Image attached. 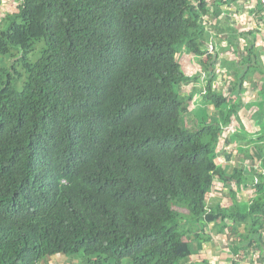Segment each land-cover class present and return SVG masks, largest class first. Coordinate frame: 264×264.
<instances>
[{
    "label": "trees",
    "instance_id": "trees-1",
    "mask_svg": "<svg viewBox=\"0 0 264 264\" xmlns=\"http://www.w3.org/2000/svg\"><path fill=\"white\" fill-rule=\"evenodd\" d=\"M13 1L17 10L0 22V56L10 61L0 68V264L56 253L94 256L95 264H185L192 249L185 224L195 219L217 230L230 221L244 226L233 232L239 250L262 247L263 39L238 31L234 20L215 25L244 0ZM213 30L231 43L233 58L219 55ZM185 54L201 70L186 74ZM217 67L235 79L232 100L213 89ZM250 74L261 81L249 103L261 104L260 132H247L238 115L245 108L236 110ZM183 84L200 85L190 110ZM209 105L222 127L218 117L198 121ZM235 113L239 128L223 138L249 157L254 180L243 164L228 173L216 163L219 135ZM220 181L252 185L253 195L239 200L230 188L229 203H210L205 217ZM173 206L188 210L184 222Z\"/></svg>",
    "mask_w": 264,
    "mask_h": 264
},
{
    "label": "rangeland",
    "instance_id": "rangeland-1",
    "mask_svg": "<svg viewBox=\"0 0 264 264\" xmlns=\"http://www.w3.org/2000/svg\"><path fill=\"white\" fill-rule=\"evenodd\" d=\"M17 10V4L13 1V0H0V22L2 20V13L4 12H12ZM204 15V14H203ZM207 16V15H206ZM205 16V17H206ZM213 18V17H212ZM233 20L236 21V18L233 17ZM214 22L216 20H213ZM240 25H242V23H238ZM217 27H223L226 25V22H220V23H216L215 24ZM214 34L216 33H220L221 31L218 30H213ZM239 40L241 39V37H238ZM225 39V38H224ZM216 44L219 45L221 44L220 41V36L217 35L216 38ZM223 45H227L222 47L220 50L219 55L221 57H227L229 59L233 58L235 55V51L232 48V46L230 44H228L227 42H224ZM210 48V52H213L211 49V46L209 45ZM188 56H184V60L185 63L182 60V69L183 71L187 72V74L191 73H195L196 70L201 69L200 65L198 63H194V65L191 63V61L189 59H187ZM192 60V59H191ZM204 60H206V57H204ZM9 58L6 57H2L0 56V68L7 65L9 63ZM196 66V67H195ZM205 74L203 73V76L206 77V70L204 71ZM21 83V81H19V84ZM235 83V79L232 75V73L229 70H226L225 68H219L217 67V69L215 70V79L213 81V89L216 91H222L226 96H230V89L233 86V84ZM202 84V83H201ZM261 85V81L258 79L257 75H247L245 78V81L243 83V87L241 89V96H240V100L237 101V106H236V110L239 111L240 106L244 107L245 109H243V111H239L240 115V119L241 121L244 123V125L246 126V128L248 129L247 132H260L261 128L257 127V123H255L254 121V113L257 111V107H260L261 104L258 103L257 101H255L254 105L250 106L249 103H251V101L259 99V94H258V88ZM200 89V85L199 84H191V85H187V84H183L182 85V92L184 94L190 95L192 100H191V106L188 107V109L190 110L193 105L196 107V104H198V99H199V94H197V90ZM232 96H230V100H232ZM260 102V101H259ZM246 105H249L246 106ZM246 106V107H245ZM193 108L195 109L194 111L196 112L198 110V108ZM188 109H184V116L186 119V124L189 125L190 124V118L191 115L188 112ZM198 112V111H197ZM236 114V113H235ZM198 115V121H201L203 119L202 116H204L208 121H211L212 119H216L218 117L217 115V111L215 110L214 106L209 105L206 107H200L199 108V112L197 113ZM233 118H237V114L236 117ZM218 120L221 123V127L223 126L224 120L220 119L218 117ZM233 122L231 123V125L233 126H224L222 129L221 134L219 135V143L217 146V152H218V159H216V163L219 165H221V161L223 166L225 167V171L228 173H231L234 169V167L237 165V162H246L249 161V157L246 155H242L239 150L237 149V145H235L233 141V143L231 144L230 142H225L223 137H227L228 134H231L234 130H236L237 128H239L235 122L234 119H232ZM238 120V119H236ZM264 130V128H262ZM253 147V146H252ZM224 154V155H223ZM252 167H249L248 164L245 165V169H244V173H246V175H249L250 172L252 171ZM231 171V172H229ZM254 175V174H253ZM256 175V174H255ZM252 176V175H251ZM241 187V186H240ZM237 184H232V181L227 182V181H222V182H218V183H214V186L211 188V193L209 194L210 196H213L212 199H210L208 196L206 198V215L205 217L209 216V205L211 201H225V203H229L230 198L227 195V191L232 188L235 192L240 188ZM243 188V187H241ZM252 189V185L248 186V188H243V192H240L236 195L239 196L238 198L240 199H248V197H250L253 193ZM221 197V198H220ZM174 209L179 210L182 213V218H181V222L185 221V218L188 214V210H186L185 208H178L176 206H173ZM185 224V223H184ZM203 226L202 228H199L200 226ZM230 225V224H228ZM186 226H190V231L187 232V234H189L190 232L193 233L194 231L198 230L200 231L201 229L209 232L211 230H215V226L212 224L211 220L209 221L208 219H206V221L202 224V222H200L199 220L195 219L194 221L191 222V225L189 224H185ZM214 227V229L211 228ZM233 230H236V232H240L241 230L236 228V226L233 227ZM230 228L224 229L223 232L220 231V235L218 236L219 238H224L225 241H228V238L230 237L229 232ZM218 233V232H216ZM190 238L193 237V235L189 236ZM57 254H61V253H57ZM63 254V253H62ZM189 258V257H188ZM129 262V261H128Z\"/></svg>",
    "mask_w": 264,
    "mask_h": 264
},
{
    "label": "crops",
    "instance_id": "crops-1",
    "mask_svg": "<svg viewBox=\"0 0 264 264\" xmlns=\"http://www.w3.org/2000/svg\"><path fill=\"white\" fill-rule=\"evenodd\" d=\"M238 4H239V8L235 12L226 11L225 18L222 22H226V25L228 26L229 24H231L230 21L231 20L233 21V17H235L236 21L234 20L232 25L236 26V28H238V31L253 30V32L255 34H257L259 37L261 36L263 39V41L261 42V52H262V61L264 63V25H261L260 28L257 30H255V28L252 25V23H255V21H257V19L259 17H262L261 22H264V8L260 4H258L256 2V0H252V5L254 6L255 11L253 13H251L253 11V9L249 8L246 5H243V2H239ZM235 23H237V24H235ZM238 23H242V24L245 23V25L242 26ZM221 34H222L221 32L220 33L215 32L216 38H217V35L221 36ZM224 38L225 37H220L221 44L218 47L219 53H220V50H222L221 48L224 47V45L222 46V44H224V42H228V44H229L228 39L227 38L224 39ZM242 41L244 42V39H242ZM184 51L187 52V50H185V49L183 50V52ZM186 56H188L187 59H189L193 65H194V63L199 64V61L194 59L191 55H186ZM183 62L185 63L184 59H183ZM219 68H221V67H219ZM185 73L187 74L186 71H185ZM190 74L191 73H189L188 75H190ZM234 120L236 122L235 125H237L239 127L237 120L235 118H234ZM242 125L245 126L243 122H242ZM229 126H233V125H229ZM229 135L230 134H228L227 137H229ZM234 143H235V145H237V142H234ZM220 163H221V165L220 164L219 165L224 167L222 164V161ZM239 163L243 164L244 169H245L246 164H248L249 167H252V162H250V161H247V163L242 162V161L237 162L236 166H238ZM252 168H253L252 171H254V173L250 172V174L248 175L249 180H254V178L256 176L255 174H257L254 170V167H252ZM224 169H225V167H224ZM229 172H231V171H229ZM232 184H235V183L232 182ZM240 190H241V192L244 191L243 189H238L236 191V193L237 192L239 193ZM252 195H253V193H252ZM212 197L213 196H210L209 198L212 199ZM237 197H239V196H237ZM250 197H248V199H241V200L247 201V200H249ZM238 199L240 200V198H238ZM212 202H214V200L211 201L210 203H212ZM221 202L225 203V201H221ZM228 224H230V225H227L225 228H222L221 230H217L216 227H215L214 231L211 230V231L207 232L204 230V233H203L205 235L204 238H201V236L196 237V238L191 237L190 238L191 239L190 243H191V247H192L191 254H190L188 260L184 261V263L185 264H264V257H262V252L264 251V231L261 235V239L263 241L262 247L249 246L248 248L242 247V250H239L240 249L239 243L241 241V238L233 237L234 236L233 232L235 231V230H233V227L236 226V228H238L242 231V230H244V226H238V225L232 223L231 221ZM211 228L214 229V227H212V226H211ZM227 228H230V231H228L230 237L228 238V241H225L224 238H219L218 236L220 235V231L223 232V230L227 229ZM216 232H218V233H216ZM192 234L193 233L190 232L189 236H191ZM244 243L246 244L245 241H244ZM95 258L96 257H94V256L87 257V256L79 255V254L66 255L64 253L63 254L62 253L61 254L56 253V254H52V255H47L44 258L37 260L35 262V264H89L88 261L91 262L92 264H95L96 263V262H94ZM101 264H105V262H103ZM122 264H128V259L123 260Z\"/></svg>",
    "mask_w": 264,
    "mask_h": 264
},
{
    "label": "built area",
    "instance_id": "built-area-1",
    "mask_svg": "<svg viewBox=\"0 0 264 264\" xmlns=\"http://www.w3.org/2000/svg\"><path fill=\"white\" fill-rule=\"evenodd\" d=\"M239 2H243V5H246V6H248L249 8H251V9H253V11L251 12V13H253L255 10H254V6L252 5V0H244V1H239ZM238 2V3H239ZM256 2L258 3V4H260L263 8H264V0H256ZM236 6V7H235ZM235 6H233V5H231L230 7H228V11L229 12H235L238 8H239V4H237V5H235ZM250 13V14H251ZM206 18H208L209 20H211V18H212V14L211 13H209L207 16H206ZM207 19V20H208ZM246 23V22H245ZM245 23L244 24H242V26H244L245 25ZM256 23V24H255ZM255 23H252V25H253V27H255V28H257V29H259L260 28V26L261 25H264V22H257V21H255ZM211 49H212V46H211Z\"/></svg>",
    "mask_w": 264,
    "mask_h": 264
},
{
    "label": "clouds",
    "instance_id": "clouds-1",
    "mask_svg": "<svg viewBox=\"0 0 264 264\" xmlns=\"http://www.w3.org/2000/svg\"><path fill=\"white\" fill-rule=\"evenodd\" d=\"M211 19H212V20H215V19H213V18H211ZM207 21H209V19H208ZM213 23H214V21H213ZM235 24H237V23H235ZM254 28H255V27H254ZM255 30H257V28H255ZM220 37H225V36H224V34H221ZM225 38H226V37H225ZM242 39H243V38H241V39L239 40V42H243ZM215 43H216V42H215ZM227 43H228V42H227ZM229 44L231 45L230 42H229ZM216 45H217V48H218V44H216ZM224 46H227V45H224ZM231 46H232V45H231Z\"/></svg>",
    "mask_w": 264,
    "mask_h": 264
}]
</instances>
